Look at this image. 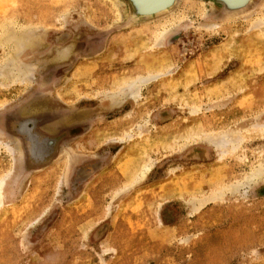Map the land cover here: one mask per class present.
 <instances>
[{
    "label": "rangeland",
    "instance_id": "374dc122",
    "mask_svg": "<svg viewBox=\"0 0 264 264\" xmlns=\"http://www.w3.org/2000/svg\"><path fill=\"white\" fill-rule=\"evenodd\" d=\"M127 15L0 0V264H264V0Z\"/></svg>",
    "mask_w": 264,
    "mask_h": 264
},
{
    "label": "water",
    "instance_id": "95a60500",
    "mask_svg": "<svg viewBox=\"0 0 264 264\" xmlns=\"http://www.w3.org/2000/svg\"><path fill=\"white\" fill-rule=\"evenodd\" d=\"M127 8H128V15L125 21V24H131L139 21H144L148 19H152L166 13H169L178 0H122ZM207 4H209L215 12L223 17H232L236 15H240L246 12L254 3L255 0H201ZM28 121L30 135H27L23 132H20L19 126L20 123ZM34 130V120L26 118L19 121L13 131L22 137L26 153L28 157L36 164H43L48 161L52 153L54 152L55 144L64 136L58 135L55 137H48L39 134ZM32 134V136H31ZM32 138L36 139L35 142L40 144L39 142L50 141V148L48 153L44 155L42 158H37V161L34 160L33 154L35 149L37 148L36 145L33 143Z\"/></svg>",
    "mask_w": 264,
    "mask_h": 264
},
{
    "label": "bare ground",
    "instance_id": "6f19581e",
    "mask_svg": "<svg viewBox=\"0 0 264 264\" xmlns=\"http://www.w3.org/2000/svg\"><path fill=\"white\" fill-rule=\"evenodd\" d=\"M153 19H154V18H153ZM213 27H214V26H213ZM215 27H216V26H215ZM60 38H61V37H60ZM25 114H26V113H25ZM24 126H25V125H24ZM27 126H28V125H27ZM27 126H26V127H27ZM28 127H29V126H28ZM26 130H27V128H26ZM25 133H26L27 135L30 134L28 130H27ZM36 146H37V143H36ZM21 147H22V145H21ZM42 148H43V149L46 148V145L43 144V145H42ZM44 150H45V149H44ZM39 157H40V156H39ZM33 158H35V157H33ZM40 158H41V157H40ZM34 160H35V159H34ZM36 161H37V160H36ZM86 169H87V168H86ZM3 185H4V184H3ZM0 187H3V186L0 185ZM0 189H1V188H0ZM8 191H9V190H8ZM4 192L6 193V191H4V190L1 191V190H0V195H1V194L3 195ZM0 198H1V196H0ZM8 199H9V198H8ZM5 202H6V201H5Z\"/></svg>",
    "mask_w": 264,
    "mask_h": 264
}]
</instances>
